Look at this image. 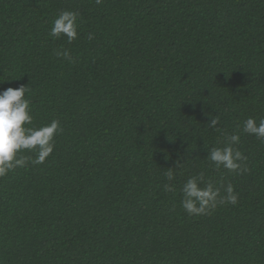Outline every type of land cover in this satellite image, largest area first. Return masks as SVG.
Masks as SVG:
<instances>
[{"label": "trees", "instance_id": "16d2710c", "mask_svg": "<svg viewBox=\"0 0 264 264\" xmlns=\"http://www.w3.org/2000/svg\"><path fill=\"white\" fill-rule=\"evenodd\" d=\"M64 10L71 44L49 34ZM21 85L32 126L64 131L0 180V264H264V141L243 133L264 119V0H0V92ZM223 133L246 172L207 159ZM201 173L238 204L189 216Z\"/></svg>", "mask_w": 264, "mask_h": 264}, {"label": "clouds", "instance_id": "9594fccd", "mask_svg": "<svg viewBox=\"0 0 264 264\" xmlns=\"http://www.w3.org/2000/svg\"><path fill=\"white\" fill-rule=\"evenodd\" d=\"M95 2L101 4L102 0ZM78 17L79 13L75 11L59 12L53 22L50 36L55 39L66 37L67 42L71 44L78 38ZM93 38L89 35L90 40ZM54 54L57 58L63 57L69 62H75L67 49L54 50ZM30 91L29 86L21 85L16 89L7 88L0 92V180L17 168H26L29 163L33 165L45 163L54 151L55 137L64 131L57 119L38 128L32 126L31 101L26 98V93ZM219 122L218 115L210 117L208 126L216 129ZM243 133L264 141V119L257 123L255 119L248 118L243 124ZM223 135L224 147L210 149L207 159L217 170L222 168L237 175L246 172L248 169L244 162L247 157L234 147L240 143V135L227 133ZM25 151L35 153V158L23 156L22 153ZM177 167L180 165L177 164ZM166 178L169 182L173 181L175 179L173 171L169 170ZM164 191L175 192L176 189L173 184L168 183L164 185ZM181 191V206L189 216L211 215L218 206L226 204L235 206L239 200L231 183L224 187L222 194L221 188L211 180H205L203 173L190 177L183 184Z\"/></svg>", "mask_w": 264, "mask_h": 264}]
</instances>
